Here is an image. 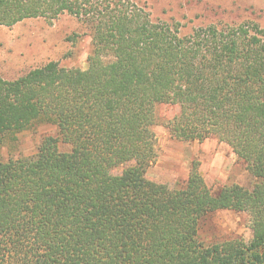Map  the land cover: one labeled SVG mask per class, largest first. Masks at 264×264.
<instances>
[{
  "label": "trees",
  "instance_id": "trees-1",
  "mask_svg": "<svg viewBox=\"0 0 264 264\" xmlns=\"http://www.w3.org/2000/svg\"><path fill=\"white\" fill-rule=\"evenodd\" d=\"M67 13L91 36L85 69L48 61L0 76V147L49 125L36 152L0 157V264H264V30L210 23L182 34L135 0H0V25ZM181 141L227 144L254 178L213 193L196 165L149 180L159 105ZM217 210L251 238L206 241Z\"/></svg>",
  "mask_w": 264,
  "mask_h": 264
},
{
  "label": "rangeland",
  "instance_id": "rangeland-1",
  "mask_svg": "<svg viewBox=\"0 0 264 264\" xmlns=\"http://www.w3.org/2000/svg\"><path fill=\"white\" fill-rule=\"evenodd\" d=\"M149 13L152 20L176 23L182 34L193 27L210 23H256L264 30V0H135ZM91 36L82 20L63 13L52 20L30 18L10 27L0 25V76L14 79L29 69L48 61L64 67L85 69ZM178 108L159 105L158 123L154 127L156 159L145 176L169 186L181 184L192 165H196L205 184L216 193L221 186L236 183L251 188L254 178L231 148L215 138L203 141H181L166 128ZM49 125L24 130L15 142L0 147L1 158L29 156L36 152L40 137L52 132ZM201 237L223 240L251 238L246 213L217 210L200 226Z\"/></svg>",
  "mask_w": 264,
  "mask_h": 264
}]
</instances>
